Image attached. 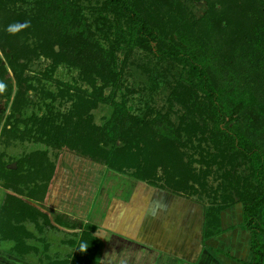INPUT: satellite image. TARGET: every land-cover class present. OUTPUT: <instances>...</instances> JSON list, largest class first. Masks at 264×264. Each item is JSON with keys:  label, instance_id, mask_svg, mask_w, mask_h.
Masks as SVG:
<instances>
[{"label": "rangeland", "instance_id": "1", "mask_svg": "<svg viewBox=\"0 0 264 264\" xmlns=\"http://www.w3.org/2000/svg\"><path fill=\"white\" fill-rule=\"evenodd\" d=\"M102 1L106 2L105 14L107 13L110 19L114 20L115 16L110 12L107 0ZM180 1L186 4L188 11H191L196 18L201 17L207 8L205 1ZM81 3L91 5L95 4V0H81ZM21 6L23 9L29 8V5L24 3ZM138 6L137 10L139 9L138 12L141 15H160V17L162 15L164 19H167L168 16L176 15L178 10L177 7L171 8L168 5H163L160 9V6L156 7V4L149 8L143 5ZM18 8L16 5L17 10H19ZM84 14L92 21V17H89V14ZM3 20L4 12L1 10L0 21ZM91 21L90 23H92ZM219 23L221 32L226 36V41L223 44L222 41L225 40V37L218 39L217 37L221 33H218V29L213 27L210 31L211 35H203L204 37H198V40L190 35L188 36V32H186L187 36L184 39H179V35H175V30H172L168 37H160V40L157 41L159 45L154 43L151 46V52L139 46L133 48L128 58V64L122 69L119 87L114 96L115 101L121 102L124 99L125 106L130 107L133 123L142 127H149V131L154 129V131L164 133L173 132L175 136L177 135L176 131H180L177 135L178 139L183 143V145L180 144V149L188 152L185 155L188 161H191L190 158L193 157V165L197 168L196 172L200 180V187L202 188L200 192H196L197 184L194 183L193 188L187 189L184 193H182L183 191H179L174 192L171 196L166 195L162 191V188L154 185L155 183L150 184L145 179L136 178L134 169H130L125 173H118L82 158L80 155L70 152L65 148L58 150L43 143L35 142L33 137L27 131H24V140L14 138L8 141L4 136L0 137V168L2 165L10 172L8 175L0 177V219H6L10 222L25 221L24 218L20 219V216L16 219L15 212L20 200H25L27 203L53 212V217L55 213L59 212V207L65 209L71 206L79 212L83 211L82 208L87 207L101 209L107 202V198L111 202H109L110 205L112 202L115 204L118 202V204L126 207L125 218L129 224L124 225L130 226L131 224L132 226L134 225V228L138 225L140 226V224L142 226H150L148 221L152 213L154 214V222H156L155 217L156 219H161L162 223L174 221L175 218H179L180 216H185L186 218L185 209L181 212L182 206H196L199 210L197 221L199 220L200 222L201 208L211 206L214 210L218 208L217 211H219L220 216V231L216 234L218 235L217 239L214 242L209 241L215 250L216 256L227 264H241L238 262V259L249 261L252 258L249 246L250 231L243 227L248 222L243 215V204L245 201L248 202L253 198L259 197L262 192L261 187L257 185L253 177V171L257 167V159L253 155H247L244 152H237L232 149L226 152L224 159L222 157L218 159L212 158L218 149L229 148L230 144L228 145L225 138L220 134L213 136L212 130L215 129L218 122L215 108L202 89L201 77L197 74L195 67L201 66L205 70L213 88L218 90L222 99L228 100L227 94L232 89L235 92L230 98L233 101L225 104L228 106V113L224 119L225 121L222 120L221 126H225L236 133L242 129L244 139L248 138L246 140L250 144L248 149L259 147L264 151V112L259 115H253L252 112L247 110L249 104L255 101L254 89L251 87L255 85H253L254 82L251 80L257 72L255 67L261 64L259 58H264V33L261 32L258 36L259 44L251 43V46L259 47V50L250 57V60H246L243 68L246 70L247 75L241 76V74L246 73L230 66L225 59L226 53L235 45L238 38L237 26L234 24L231 27L229 24L231 22L222 17L219 19ZM19 24H23V22L19 21ZM110 30L109 35H112L110 40L105 39L103 36L100 37L102 50H99L98 54L103 59H107L108 53L106 51L113 48L116 50V61L120 59L118 61V64H120L121 59L125 56V50L117 49L110 45L114 36L112 34L113 28ZM242 34H246V32ZM216 40L218 41L217 45ZM75 41L77 42V40ZM36 42L35 37H29L26 41L30 46L35 45ZM78 42L80 43V41ZM159 46L164 50L177 52L180 54L179 58L173 56L165 59L159 58L156 54ZM218 46L220 47L217 48ZM53 47L55 51H59L60 47L58 43ZM73 48L75 51L79 49L76 44ZM104 49L106 50L105 53ZM71 53L66 56V61L69 60V63L60 62L54 69L50 67L52 66L53 58L42 54L38 56L32 55L29 62H26L27 60L25 61V59L21 60L28 63L26 74L32 75L31 80L34 81L33 84H36L38 88V91L28 89L25 93L28 104L22 109L21 115H19L22 116L21 118H27L31 114L42 116L48 111L46 107L48 108L49 106L54 108L53 110L67 108L69 105L68 101H64L60 97L53 98L56 99L53 101L50 95L47 94L48 92L56 93V81L73 82L77 78L82 87H88V84L84 80L79 79L82 69L78 66H80L79 64L82 60L73 55L74 51ZM3 57V53L0 51V58H2V63L5 64L7 70L5 78H10L14 92L16 90V81L13 78L11 68ZM262 58L261 61L263 60ZM143 69H148L151 75L159 74L160 83L158 88H150L151 81H149L147 73ZM47 76H50V78L46 79L48 78ZM180 81L183 83V87L188 88L187 93L191 92L189 95H180L175 90ZM96 83L98 86L102 81L97 79ZM131 88L135 91L129 92ZM111 91L112 86L107 85L104 89V94L109 95ZM12 100L13 94L9 97L8 101L4 97L0 98L1 124L9 121ZM111 110L110 103L100 102L98 107L92 110L94 122L98 124L103 123L107 117H110ZM10 119V122H14L13 118ZM188 122H190V125L185 126ZM34 125L35 123L29 120L28 122L23 121L19 123L20 128L24 126V128L26 126L27 128L34 127ZM214 139L217 140L216 145ZM37 150H45L47 153V167L43 166L45 162L41 158V155H38V160L30 155L31 152ZM33 164H36V167ZM50 165L51 167H55L54 173L52 179L47 183L46 191L43 192L45 187L42 186V182L45 180H41V178L43 173L48 176L45 170L51 169ZM42 168H45L44 172H42ZM13 170L16 173H13ZM157 170V176L162 175L163 169L158 167ZM158 182H161V180H158ZM35 193L43 194L42 199H34ZM221 193L222 195H220ZM226 196H230L231 199L227 200ZM155 202L161 203L165 207H160ZM52 207L58 211L54 212L55 210ZM257 209L261 217L258 215L256 218L262 224L263 231L261 232V236L264 239V203L259 205ZM157 210H159V213H157ZM167 210L170 213L166 214ZM80 214H77V216ZM156 215H160L161 217L158 218ZM35 218L37 219L38 217ZM73 218L67 220V224H74ZM28 219L31 221V218ZM46 220H40V223L43 222L42 225L46 226L44 233L47 242L46 248H54V246L57 248L61 244L59 242L61 239V246L65 248V251L58 257L66 256L63 264H67L74 255V245L79 239L81 228L73 227L72 225V228H68L64 225L66 228L61 229L63 231L60 233L53 232L57 228L49 229L46 225L49 224V221L46 222ZM116 226L117 224L115 227H112L114 230L108 231L99 227L101 232L96 231L93 233L103 242V245L101 243L100 249L102 251L100 250V252L107 250L108 238H112L119 231V228H116ZM68 229L69 231H67ZM115 229L118 231H115ZM145 233H148V231H145ZM70 242L72 243L71 245L69 244ZM35 245L39 248L44 247L39 243H35ZM151 248L150 246H146L143 251V254L147 255L148 261L153 256L151 253L154 252V250L150 252ZM2 249L3 246L0 245V252ZM188 253V256L191 258L192 252ZM125 257L126 255L123 259ZM131 257H134V255H131ZM39 258L40 263L37 260H32V262L35 264H50L57 258V255L52 251L46 252L43 255L40 254ZM161 258L162 255L157 254L148 264H157V262L158 264H166ZM231 258L234 261L230 260ZM204 259L208 261L207 264L213 262V259L209 255ZM119 260V257L112 255L109 251L104 254L103 260L96 258L94 264H125L124 261ZM199 260L196 264L199 263ZM223 261L221 262L223 263ZM74 262L76 261L74 260ZM126 263L136 264L132 263L128 255ZM171 264L173 263L171 262ZM175 264H183V262H179L177 259Z\"/></svg>", "mask_w": 264, "mask_h": 264}, {"label": "trees", "instance_id": "2", "mask_svg": "<svg viewBox=\"0 0 264 264\" xmlns=\"http://www.w3.org/2000/svg\"><path fill=\"white\" fill-rule=\"evenodd\" d=\"M190 1H205L207 8L201 17L196 18L191 11H188L186 4L180 0H107L110 12L115 16L114 20H111L107 13L105 14L106 2L102 0H95V4L91 5L82 4L81 0H0V11L3 10L4 12V20L0 21V51L3 53V58L11 68L13 78L16 81V90L13 92L10 78H5L6 66L0 58V85H3V89L0 90V98L4 97L8 101L13 94L9 121H6L5 124L0 123V137L4 136L8 141L14 138L24 140V131H27L35 142L43 143L58 150L65 148L82 158L118 173H125L134 169L136 178L145 179L150 184L155 183L154 185H158L169 194L179 191L184 193L187 189L193 188L194 183L197 184L196 192H200L202 188L199 184L197 168L193 165V157L190 158L191 161H188L185 158L188 152L180 149V144L183 145L177 136L180 131H176V136L173 132L164 133L154 131V129L149 131V127H142L132 122L130 107L125 106L124 99L121 102L114 99L121 80L122 69L128 64V58L133 48L139 46L151 52V46L157 43L160 37H168L172 30H175V35H179V39H184L190 35L198 40V37H204L203 35H211L210 31L213 27L218 29V33H221L217 37L218 39L225 37V40L222 41L223 44L226 41V36L221 32L219 23L221 17L231 22L229 23L231 27L234 24L237 26L238 35L235 45L228 50L225 59L230 66L246 73H240L241 76L247 75L243 65L259 50V47L251 46V43L259 44L258 36L261 32L264 33V0H187V2ZM23 3L29 5V8L23 9L21 6ZM154 4L156 7L160 6L159 9L163 5H168L171 8L177 7V14L164 19L162 15L161 17L160 15L144 16L138 12L139 9L137 10L138 5L149 8ZM16 5L19 10L16 9ZM84 13L89 14L92 21ZM19 21L23 24H19ZM111 28H113L112 34L114 36L110 45L125 50V56L121 59L120 64H118L120 59L116 61V50L113 48L108 51L104 49V53L105 51L108 53L107 59H103L98 54V51L102 50L100 37L103 36L110 40L112 37L109 35ZM186 32H188L187 35ZM245 32L246 34H242ZM21 35L22 37H20ZM29 37H35L37 40L35 45L30 46L26 43ZM56 43L59 44V51L54 50L53 46ZM217 43L216 40V45ZM75 44L78 45V51L73 48ZM73 51V55L82 60V64L80 63L78 66L82 69L79 79L84 80L88 87H82L77 78L73 82L55 80L57 83L56 93L48 92L47 94L53 101L56 100L53 99L55 97L68 101L67 108L53 110L54 108L49 106L46 107L48 111L42 116L31 114L27 118H21L22 116L19 115L28 104L25 93L28 89L38 91L36 84H33L34 81L31 80L32 75L26 74L28 65L26 62L30 61L32 55L42 54L53 58L50 67L54 69L60 62H68L66 56ZM156 54L161 59L169 56L179 58L180 55L175 51L164 50L160 46L157 48ZM261 58H259L261 64L255 67L257 72L251 80L255 85L254 87L251 86L254 89L255 101L249 104L247 110L253 115L264 112V58L262 61ZM22 59L27 61L22 62ZM240 62L242 63L239 66ZM195 68L201 77L202 89L215 108L218 122L215 129L212 130L213 136L220 134L225 138L228 145L230 144L229 148L218 149L212 158L222 157L224 159L226 152L232 149L253 155L257 159V167L253 171V177L257 185L261 187L262 192L259 197L248 202L245 201L243 204V215L248 220L243 227L250 231L249 246L252 253V258L243 264H264V239L261 236L263 229L262 224L256 218L260 215L257 207L264 203V151L259 147L248 149L250 144L247 142L248 138H246L247 140L244 139L242 129L236 133L225 126H221L222 120L225 121L228 113V106L225 104L233 101L230 98L235 92L232 89L227 94L228 100L222 99L218 90L213 88L205 70L201 66ZM143 70L151 81L150 88H158L159 74L151 75L148 69ZM47 77L46 79L50 78V76ZM97 79L102 81L98 86ZM247 83L249 84V82ZM107 85L112 86L109 95L104 94ZM183 86L180 81L175 90L180 95H189L191 92L187 93L188 88ZM130 91L135 90L131 88ZM100 102L110 103L112 113L103 123L98 124L94 122L92 110L97 108ZM10 118H13L14 122H10ZM28 120L35 123L34 127L27 128L26 126L24 128V126L20 128L19 123L28 122ZM188 123L185 126L190 125V122ZM216 141L214 139L215 145ZM30 155L35 159L41 155L45 162L42 165L48 166L45 150L31 152ZM33 166L36 167V164ZM158 167L163 169L162 175L158 174L159 176H157ZM54 168L41 169L42 172L45 170V173L48 174L46 176L43 173L41 178V180H45L42 182V186L45 187L43 192L46 191L47 183L52 179ZM9 173V170L1 165L0 177ZM13 173H16L15 170ZM29 196L32 197L33 195ZM33 197L41 200L43 194L35 193ZM226 197L227 200L231 199L230 196ZM223 199L225 198L223 197ZM195 202L197 203L196 200ZM217 209L214 210L211 206L202 209L203 245L211 253L213 252L204 243V240L220 231V216ZM26 210H28V214L29 211L38 213L32 204L20 200L15 212L16 219L19 216L20 219L30 217L25 215ZM57 214L59 217L57 220L63 226L81 228L79 239L74 245V255L67 264H94L95 259L101 256V242L93 235L95 226L77 219H73L74 224H67L66 221L71 220V217L65 213ZM34 217H38L37 214ZM48 221L51 222L49 217L46 222ZM19 222L0 219V241H5L7 238L15 239L14 232L20 231L18 229L20 227ZM261 223L263 222L261 221ZM46 225L48 227L53 226L50 223ZM15 240L17 241V238ZM15 248L18 252L20 251V255L29 250L28 247L20 244L15 245ZM13 249L11 248L9 252H12ZM65 260L66 256H57L50 264H63Z\"/></svg>", "mask_w": 264, "mask_h": 264}, {"label": "crops", "instance_id": "3", "mask_svg": "<svg viewBox=\"0 0 264 264\" xmlns=\"http://www.w3.org/2000/svg\"><path fill=\"white\" fill-rule=\"evenodd\" d=\"M163 192L166 195L171 196V194L165 191ZM106 200L107 202L101 207V209H95V207H87L82 208L83 211L81 212L75 210V208H72L71 206L66 207L65 209L58 206L60 209L58 213H65L71 218L74 217L75 219L83 221L85 223L87 222L93 224L95 226V230L93 231V233L96 231L101 232L102 228L107 231L114 230V228L112 227H115V225L117 224L116 228L118 227L119 231L115 229V231L118 232H116V234L112 238H108V248L106 251L101 252V256L99 257L100 260H103L104 254L110 251L112 255H116L117 257H119V261H124L125 264H127V255L129 256V259L132 260V263L148 264V262H150V260H153L157 254L162 255L161 259L165 261L164 263L166 264H171V262L175 264L177 259L179 260V262H183V264H196V262L199 260V257L200 260L198 264H207L208 261L204 259L207 255H209L213 259V262H211L210 264H227L222 259L216 256L215 250L209 243V241L214 242L217 239L216 237L218 235L208 237L204 240V243L214 254L209 252L203 245L202 209L200 212V222L199 220L197 221V219L199 218V210L196 206H182L181 212H183V210L185 209L186 218L185 216H180L179 218H175L174 221L162 223L161 219H156L155 217L156 222H154V214L152 213L150 214V219L148 221L150 226H142L139 221L140 226L138 225L134 228V225L132 226L131 224L130 226L124 225L128 223V221H126L127 219L125 218L126 207L124 205L122 206V204H118V202L116 204L112 202V204L110 205V201L107 198ZM155 204L160 205V207L164 206L161 203L158 204L155 202ZM33 208L37 209L38 213L29 211L28 214V210H26L25 215L30 217H26L27 220L24 219L25 221L19 222L20 227L18 229H20V231L17 233L16 231L14 232V237L15 239L17 238V241L14 238H7L5 241L0 242V245L3 246V252H0V264H35L34 262H32V260H37V262L40 263V254L43 255L46 252L53 251L55 255L59 256L63 253V251H65V248L61 246V239L59 240L61 244L57 248L56 246H54V243V248L50 247L52 245L49 246L50 248H46L47 242L45 240L46 238L44 234L46 226L42 225L43 222L40 223V220L45 221V219L49 217V220L51 221L49 223L53 226L48 228H57L58 230L55 229L53 230V232L60 233L61 231H63L61 229H63L65 226L60 224L59 220H57V218L59 217H57L56 215L58 214L55 213L52 217L53 212L47 211L45 208L42 209L40 207H37L36 205H33ZM55 209L56 208H54V210ZM57 211L58 210H55L54 212ZM158 211L159 210H157V213H159ZM79 213L81 214L77 216V214ZM168 213H170L169 210L166 211V214ZM35 214H37L38 216L37 219L34 217ZM157 217L159 218L161 216L158 215ZM28 218H32L31 221ZM159 220L160 223L158 224ZM99 227H101V229ZM145 231H148V233H145ZM93 235L96 236L103 245L101 239L96 234ZM35 243L42 244L44 247L39 248L37 245H35ZM17 244L28 247L29 250L20 255V251L18 252V250L15 248V245ZM146 246H150V248L152 247L150 252L154 250V252L151 253L153 254V256L149 258V261L147 255L143 254L144 247L146 248ZM11 248L14 249L12 252H9ZM190 251L192 252V259L188 256V252ZM200 254L202 255L200 256ZM125 255L126 257L125 259H123ZM131 255H134V257H131ZM230 260L234 261L232 258ZM221 261H223V263ZM238 262L243 264L244 262H247V260L238 259Z\"/></svg>", "mask_w": 264, "mask_h": 264}, {"label": "clouds", "instance_id": "4", "mask_svg": "<svg viewBox=\"0 0 264 264\" xmlns=\"http://www.w3.org/2000/svg\"><path fill=\"white\" fill-rule=\"evenodd\" d=\"M3 89V85H0V90H2ZM83 247V246H82Z\"/></svg>", "mask_w": 264, "mask_h": 264}]
</instances>
